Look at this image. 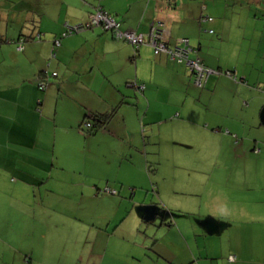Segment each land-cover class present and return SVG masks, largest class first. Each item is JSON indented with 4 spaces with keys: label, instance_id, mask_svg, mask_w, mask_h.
Here are the masks:
<instances>
[{
    "label": "crops",
    "instance_id": "obj_1",
    "mask_svg": "<svg viewBox=\"0 0 264 264\" xmlns=\"http://www.w3.org/2000/svg\"><path fill=\"white\" fill-rule=\"evenodd\" d=\"M194 1L0 0V219H5L0 220L1 229L18 224L8 221V214L33 212V224L38 228L47 225L63 231L70 220L67 214L78 212L80 217L72 219L88 232L83 239L88 244L104 246L96 256L102 264L111 244L114 249L117 246L114 257L122 260L120 252L126 236L122 229H126V219L135 211L137 224H152L160 218L161 224L167 222L165 228L173 233L171 241L163 238L161 242L171 256L154 251V256L147 253L144 259L151 264H186L190 261H184L175 249L179 248V240L187 243V235L196 237L200 233L215 239L222 234L223 225L229 227V222L243 215V226L263 220L264 188L257 189L254 182L264 180V138L258 136L264 129V115L256 116L260 127L258 123L257 127L247 125L244 119H254L247 110L254 102L264 103V99L240 94L234 97L240 102V109H235L233 99L217 93L226 79L235 82L226 75L234 74L227 65L210 54L222 40L224 29L217 22L213 24L204 5L198 20L191 6ZM97 7L113 16L123 31L132 30L146 37L150 27L160 22L169 46L188 39L196 50L190 58L197 57L205 66L220 71L208 78V93H186L184 89L190 88L192 76L184 64L164 54L156 55L146 45L135 48L115 38L109 30L92 27L60 37L67 26L87 23ZM204 16L212 20L201 21ZM213 28L218 37H212ZM56 38L60 44L52 57ZM242 80L237 83L242 84ZM41 82L46 83L44 90L39 89ZM189 100L207 103L208 111L203 112L201 122L174 120L188 115ZM113 110L103 128L93 133L80 132L79 127L88 117ZM168 126L181 127L180 137L169 133L179 142L190 138L184 136L186 127L202 134L205 142L199 143L201 149L195 159L184 160L182 153L183 158L169 167L173 173L157 181L156 168H149L150 160L155 158H149L153 150L148 147L146 132L151 139L171 129ZM222 127L233 132L236 140L226 136L229 132ZM218 137L227 144L237 164L228 175L226 160L222 163L217 156ZM255 158L256 171L250 173V160ZM222 165L225 181H230L225 191L222 184L201 191L199 176L213 184L219 180L213 173ZM248 180L253 182L251 192L256 204L243 206V200L249 201ZM241 187L247 189L243 192ZM167 211L180 212L178 215L193 212L201 217L199 222H205L206 229L186 233L185 224L178 222V217L167 216ZM252 218L259 221L251 223ZM257 228L242 229L243 236L234 238L241 247L236 256L232 253L228 264H264V256L251 254L255 249L250 242L259 234L254 232ZM89 229L95 232L91 237ZM131 245V252L123 257L140 264L143 255L135 248L143 249V245L136 239Z\"/></svg>",
    "mask_w": 264,
    "mask_h": 264
},
{
    "label": "rangeland",
    "instance_id": "obj_2",
    "mask_svg": "<svg viewBox=\"0 0 264 264\" xmlns=\"http://www.w3.org/2000/svg\"><path fill=\"white\" fill-rule=\"evenodd\" d=\"M201 5L206 7L205 13L212 17L213 24L217 22L219 23V26H222L224 29L223 36L221 37L222 40L217 43V46L213 48V50L210 51V54L217 57L222 64L227 65L228 69L234 73L231 78H233L235 82L226 79L225 82H222L218 86L217 93H225L229 98L233 99L232 103L234 104L235 109H240L238 106V103L240 102H236V98L234 99V97H238L240 94L247 96L256 95L259 98L264 99V0H195L191 6L194 8L193 12L195 15H198V20L199 15L201 14ZM213 30L215 31V34L212 35V37H218L217 30L214 28ZM225 70L224 72H226ZM240 80H242V84L237 83L241 82ZM188 85L190 88L184 90L186 93L192 95H197L198 92L206 94L208 93V90H210L209 83L207 86L205 83V85L200 88L195 86L193 80L190 79ZM244 101L248 102L249 99L245 98ZM242 102L243 100H241V103ZM186 104L189 106V111H187L189 116L185 113V116L175 118L174 120L184 119L185 121L191 120L192 122H201L202 117L204 116L203 112L208 111L207 103L203 100L200 102L189 100ZM247 111L249 112V116H255L252 120L250 117L246 120L244 119V121L248 122L247 125L252 124L253 126H256L258 123L260 127L259 120L256 119V116L258 117V113L259 115H264V103L262 101L254 102L249 106V110ZM251 121L253 123H251ZM204 124L205 122H202V127ZM262 126L264 128V124ZM168 127L171 129L168 131H161L160 135L151 136V139L148 138L149 134L146 132L147 144H149L148 147L153 150L149 158H155V160H150L149 168H156L155 178H157V181H160L162 178L165 179V176H168L170 171L171 174L173 173L170 168H172L171 164L175 161H178L183 157L184 160L195 159L199 154L198 151L201 149L199 143L205 142V138H203L202 134H198L190 127H186L184 130V136L188 135L190 138H187L186 142H183V140L179 142L178 139L171 137V134L169 133L175 132V134L180 137L181 127ZM225 127H222V129L224 131L228 130L229 132V134L225 135L235 141V134ZM210 128H212V126L207 129L209 130ZM262 130L263 131L258 135L261 137L260 139L264 138V129ZM237 139L240 140V138ZM212 143H214V141ZM173 146H176L175 150H173ZM215 146H220L217 156L222 158V163L226 160L228 165L226 171L228 172L226 174L225 170L222 169L223 165L218 166L215 170L216 172L214 171L213 176H216L219 180L213 182V184L211 181L208 182V179H203L202 176H199V185L200 187H203L201 191L215 188V186H220L221 184L222 189L225 191V187L227 184L229 185L230 181H225L224 175L233 172L232 167L236 168L237 166L235 160L231 159L232 155L228 150L227 144L219 139V137ZM181 148L182 150L179 151ZM236 148L233 147L232 150L235 151ZM182 153H184L183 157H181ZM262 155H264V152ZM260 158H263V156ZM239 160L242 164L243 160L240 158ZM257 160V158L250 160L252 164L251 167L249 166L250 173L256 171L255 164ZM188 163L190 162L188 161ZM236 163H238V161ZM257 167L259 170L262 168L258 164ZM210 169H212V166H210ZM247 183L249 185L248 189H251L247 193L249 195V201L246 203L243 200L240 205L245 204L243 206H248L249 203L255 205L256 203L253 201L256 200L251 192L253 190V182L248 180ZM254 184L257 189L264 188V180L263 182L256 180ZM160 185L161 187L164 186L162 184ZM246 189L247 187L245 189L241 187L243 192ZM259 206L256 207L259 208ZM72 208L74 209V207ZM186 208L190 210L187 206ZM106 211L109 210L107 209ZM169 213L170 212L167 211V216L173 215L176 218L178 217L177 221L179 222L180 220L185 224L183 226L187 227L185 230L186 233L192 235L198 233L195 232L196 230L201 231V227L206 229L205 225H203L205 222H199L198 218L201 217L193 214V212H185L182 215H178L181 214L180 212ZM59 214H62V212H59ZM67 215H69L70 220L67 223V228L62 231L58 230V228L54 229L47 225L38 228V225L33 224V212H25V214H22L21 212H13L8 214V221L18 222V224L8 230L0 228V238L8 241L5 243L0 239V264H93L94 262L99 264L96 256L99 255V253H102L104 246H101L100 248L97 245L88 244V240L83 239L84 237H87L86 234H88V232L85 229L79 228L80 225L72 219V217L74 219H76L75 217H80L78 212L73 211ZM243 216H239V220L235 219L229 222V227L223 225L224 229H222V234L218 238H206L200 233H198L196 237L187 235V243L186 241L182 243L179 240V248H176L175 250H177L178 254L185 259L184 261H190L189 263L184 262L186 264H197L198 262H201L202 264H228V262L232 261L229 259L232 256V253L236 256V250L241 247L235 244L234 238L243 236V231L248 229V227L251 228V226H258L257 230L254 232L256 233L259 231V234L257 235L256 233L255 236H252V240L254 241H252V243L250 242V244H252L251 247L255 249V252H252L251 254L255 255L257 253L259 257L264 256V213L263 220H260L259 223L247 226H243ZM136 217L137 215L134 211V213L131 216L129 215L126 219V229H122V233L126 235L120 252V259L122 260H117V257H114V254H116L117 251V246L114 249V246L111 244L108 246L102 264H134L124 257H127L128 253L131 252V243L135 241V239L138 243L140 242V245H143V249L135 248L138 254L143 255V258L140 259V264H151L148 260L144 259V255L151 253V256H154L152 254L154 251L161 253L164 252V255L167 253L166 256L172 255L169 251H164V246L161 245L163 238L164 240L171 241L173 236V233L165 228L167 222L164 221L161 224L160 218H158L155 223L147 224L142 221V224L139 225L137 224L139 223L137 222L139 219ZM170 218L171 217H169V219ZM0 220L4 221L5 219ZM248 221L250 222L251 219ZM257 221L259 220L252 218L251 223ZM20 222H22V224ZM172 228H175V225H173ZM88 231L89 233H92L94 229H89ZM94 233L95 232L89 236H93ZM144 241L147 242L146 245L144 244ZM174 241L176 242V239ZM231 259H233V257H231Z\"/></svg>",
    "mask_w": 264,
    "mask_h": 264
},
{
    "label": "built area",
    "instance_id": "obj_3",
    "mask_svg": "<svg viewBox=\"0 0 264 264\" xmlns=\"http://www.w3.org/2000/svg\"><path fill=\"white\" fill-rule=\"evenodd\" d=\"M211 20L212 19L208 16L201 18V21ZM92 27H101L104 30H109L113 33L115 38L123 39L135 48H139L141 45H146L151 48L154 54H164L171 61L178 64H184L192 75L193 84L197 87H203L211 75H217L220 73L218 70L205 66L199 58H190V55L195 53L196 50L189 45L187 39H180L174 46H169L166 41V31L163 23L157 22L153 24L145 37L143 34L132 30H121L120 24L115 21L114 17L104 11L101 7L95 8V10L90 14L87 23L67 26L60 37L78 33L84 29ZM209 32L211 33L212 31L210 30ZM37 39H39V35L37 36ZM59 44V38L54 39L51 53L52 57L55 56L53 50L58 47ZM17 49L21 50L22 48L19 46ZM52 75L55 76L56 73H53ZM226 75L232 76L230 72H226ZM45 84L42 82L39 84L40 90L45 88ZM83 126L85 128H90L92 125L89 122H85Z\"/></svg>",
    "mask_w": 264,
    "mask_h": 264
},
{
    "label": "trees",
    "instance_id": "obj_4",
    "mask_svg": "<svg viewBox=\"0 0 264 264\" xmlns=\"http://www.w3.org/2000/svg\"><path fill=\"white\" fill-rule=\"evenodd\" d=\"M142 89H143V86H140V91H142ZM114 112H115V110H113L112 112H109V113L98 114V115H94L92 117H88L86 120H84L82 122V126L79 127L80 132H82V133H93L96 130L103 128L107 124V122L112 118ZM85 122L91 123L92 126L90 128H85L83 126V124Z\"/></svg>",
    "mask_w": 264,
    "mask_h": 264
}]
</instances>
